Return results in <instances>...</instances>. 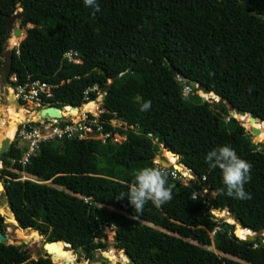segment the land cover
Here are the masks:
<instances>
[{"label": "trees", "instance_id": "16d2710c", "mask_svg": "<svg viewBox=\"0 0 264 264\" xmlns=\"http://www.w3.org/2000/svg\"><path fill=\"white\" fill-rule=\"evenodd\" d=\"M97 3L99 12L83 0H0V64L7 18L16 9H21L18 28L25 30L17 46L18 37L11 42L9 72L0 71L1 78L12 88L36 87L43 104L62 111L104 93L100 133L125 137L111 146L106 139L63 135L39 141L24 162L22 151L9 144L0 171L8 177L2 194L16 226L46 242H65L89 261L105 247L103 226H111L112 247L135 264H239L216 255L207 248L211 244L246 264H264L263 243L239 239L210 215L225 210L241 228L261 232L264 151L255 149L223 105L226 119L207 102L187 100L182 94L187 84L177 79L178 74L192 79L230 108L264 121V0ZM144 101H151L148 111H140ZM111 120L127 129L111 126ZM222 145L252 165L245 184L250 199L227 196L221 170L206 162V154ZM159 146L198 178L197 194L213 193L206 204L199 196L193 200L190 187L170 174L173 198L159 208L149 201L138 214L126 195L121 198L133 173L153 166ZM19 172L35 180H21ZM216 226L222 231L211 239ZM245 233L239 230V236ZM0 264L54 263L47 256L28 259L18 246L0 243Z\"/></svg>", "mask_w": 264, "mask_h": 264}, {"label": "rangeland", "instance_id": "374dc122", "mask_svg": "<svg viewBox=\"0 0 264 264\" xmlns=\"http://www.w3.org/2000/svg\"><path fill=\"white\" fill-rule=\"evenodd\" d=\"M17 10V9H16ZM18 28V18L14 19L11 28L8 31V37L10 36L11 39L14 41L15 37L13 35V29ZM20 29V36H18V41H20L24 35L25 30L24 28ZM8 39V38H7ZM6 39V46L3 47V50L1 51V58L3 59L4 56H6L10 50L11 47L17 46L8 45ZM65 56H68V53L64 54ZM9 80L13 81V77H10ZM43 87H39V90H41ZM12 89V86L10 83L5 82L1 76H0V146L3 139L10 140V144H14L16 148H19L22 151L20 161L22 162L25 160L28 154H31L35 152L36 145L31 148V145L29 142L31 139L40 136H49L48 139L53 138L51 135V132L55 130V128H63L67 127L69 128L72 133H80V135L83 138H92V139H100L104 141L105 139L109 142V144L112 146L114 143H120L124 140V136H121L117 133H111L107 136L100 133V127L98 122V115L99 112L102 110L99 108V105L101 103L100 101V95L101 93L98 91L97 97L93 101H88L86 103H83L82 105L76 107L77 110L71 109L70 111L65 108L63 110V114L61 118L56 119V121H52L49 119H41L39 121L35 119H32V116L37 115L38 111L46 106V104H43L42 101L37 97L36 95V87H15L14 89V95L15 98L19 104V106H15L13 103L9 102V96H10V90ZM200 91L193 92L191 90V87L183 86L182 88V94L185 96L187 100L190 101H200V102H207L209 104V107L212 111L217 112L219 115H222L225 117V113L222 110V106H224L226 113L228 116H235L238 118L235 114L231 113V108L226 105L223 101H221L218 97L212 94H205L203 93V96L199 94ZM23 109V111H20L19 109ZM89 110H93V114H90V118L87 117V113ZM15 112L18 113V115H15ZM226 119V117H225ZM238 120V119H237ZM241 122V121H240ZM13 124V125H12ZM111 126L121 128V129H127V125L119 120H111L110 121ZM243 125V123L241 122ZM247 125V126H246ZM244 127V130L246 133L250 134V140L251 143L254 145L255 149L257 150H263L264 151V137L261 140L256 139L257 136H253L250 133L249 125L246 124ZM254 127H258L260 130L264 128V125L260 122L258 125H252ZM131 128V127H129ZM50 133V134H49ZM262 137V136H260ZM47 140V139H45ZM165 156V157H164ZM168 161V163L163 164L159 160L164 159ZM176 162H171L168 158L167 153L165 150H162L161 146L158 148V152L154 156L152 160L153 166H158L163 169H165L171 176L172 179H174L176 182L183 186H188L192 190L191 197L193 196H199L206 204V198H210L213 196V193L210 191H203L201 193H196L195 185L199 183V180L197 177H191V173L188 170H185V168L179 164L177 161V157H175ZM3 164L0 160V170L3 168ZM8 170L10 169V165H6L5 167ZM185 173V174H184ZM18 178L23 179H30L35 180L33 176L27 175L25 173L19 172ZM5 178H8L6 175H4L0 171V186H2L3 181ZM0 215L3 218V235L6 237V243L13 244L15 246H18L20 250L25 251L28 255V259H36L38 257H45L47 254L45 253L42 245L45 242V238L43 236H39L37 232H28L29 230H22L23 232L29 233V236L31 239L28 238H22L18 236L17 229L15 221L12 218V215L8 209L6 200L4 195L2 194V190L0 189ZM211 219L213 222H216V224L221 220L224 222H230L227 220V218H231L230 215L225 210H211L210 211ZM231 220H233L231 218ZM103 236L101 237V241L104 242L105 247L103 250L97 251L94 253L92 262L94 264H131L128 259H123L121 257L122 253L121 250L114 249L112 247L113 243V229L111 226H103L102 228ZM221 232L222 229L218 226H216L210 233V238L213 239L215 232ZM37 235V238L32 239V235ZM243 237V235H241ZM17 238V239H16ZM10 239V241L8 240ZM264 241H262L260 238H257V241L255 242V246H258L259 244H262ZM264 244V243H263ZM56 248L58 249L57 252L52 256V258L56 259L57 261H62V263L67 264H88L90 261L86 260L83 257V254L79 250L69 249L68 251L61 252V244L56 243ZM208 249L212 250L216 255L220 257L229 258L232 260L237 261L239 264H246L245 262L236 259L235 257H232L227 254H223L218 251L213 250V245L207 247ZM69 256V260L66 259V255ZM123 256V255H122ZM62 257V258H61ZM124 257V256H123ZM61 258V259H60ZM65 258V259H64ZM64 261V262H63Z\"/></svg>", "mask_w": 264, "mask_h": 264}, {"label": "clouds", "instance_id": "9594fccd", "mask_svg": "<svg viewBox=\"0 0 264 264\" xmlns=\"http://www.w3.org/2000/svg\"><path fill=\"white\" fill-rule=\"evenodd\" d=\"M88 7L100 11L97 0H83ZM151 101H144L140 105V111H148ZM211 168L218 167L222 172L224 189L222 191L234 199H250V194L245 190V184L250 181L252 165L238 156L234 149L227 145H222L210 150L205 157ZM169 173L158 166H146L137 169L133 173V180L127 186L128 190L120 194L125 195L129 203L134 207L135 212L141 214L145 205L151 201L159 208L163 204L171 201L172 185L169 184ZM193 200L198 199L196 196Z\"/></svg>", "mask_w": 264, "mask_h": 264}, {"label": "water", "instance_id": "95a60500", "mask_svg": "<svg viewBox=\"0 0 264 264\" xmlns=\"http://www.w3.org/2000/svg\"><path fill=\"white\" fill-rule=\"evenodd\" d=\"M20 11L21 9H17L12 15H10L8 18H7V22H6V26H7V30L9 31L10 28H11V24L13 22L14 19H19L20 17ZM251 15H254V12L251 11L250 12ZM20 29L19 28H15L13 29V35L18 37L20 36ZM8 38V36H7ZM6 38V39H7ZM19 43V41H18ZM17 43V45H18ZM6 42L3 44V47L6 46ZM10 62H11V58L9 56H4V58L1 60V64H0V71L2 73L3 76H6L9 72V68H10ZM170 70L171 72L175 73L176 71L170 66ZM177 79L181 82H184L186 83L189 87H191V90L193 92H196V91H200L201 93H205V94H212L214 95L211 91H209L207 88H205L204 86H202L201 84L197 83L196 81L192 80V79H188L180 74L177 75ZM104 97V93H102L100 95V101H102ZM9 102L13 103L15 106H19L16 98H15V95H14V89L12 88L10 90V96H9ZM71 108H74V106H69ZM62 109L60 108H57V107H54V106H49V105H46L44 107H42L37 115H36V120L39 121L41 119H48V118H54V119H58V118H61L62 117ZM93 110H89L88 114H93ZM231 113L232 114H235V115H241V116H244V115H248V119H247V122L250 126V133L253 135V136H257L260 132V129L258 127H254L252 126V124L257 120L256 118L252 117L251 115H249L248 113L238 109V108H231ZM234 118H236L235 116H232ZM238 119L239 121L242 122V119L241 118H236ZM258 121V120H257ZM264 122V121H262ZM245 136L246 137H249L250 134L249 133H245ZM258 140H261V139H258ZM10 144V140L8 139H3L2 142H1V146H0V158L2 156V154H4L7 149H8V146ZM162 150H165L163 147H161ZM167 151V150H166ZM167 152H170V151H167ZM174 157H176L172 152H170ZM165 157V156H164ZM161 163L163 164H166L168 163V161L166 160V158L164 159H160L159 160ZM185 168V167H184ZM195 176V175H194ZM196 177V176H195ZM0 189L2 190V186H0ZM225 226L226 228L231 231L236 237H238L239 239H244V240H247V241H254L256 238H260L261 239V236L258 233H255L253 231H250L248 229H244L246 230L247 232L243 235V237H240L238 235H236L235 231H234V228L235 226H238L240 227V225L238 223H236L234 220H231L230 222H225ZM241 228V227H240ZM243 229V228H241ZM24 230H27V229H24ZM260 231L264 232V228H262ZM263 239V237H262ZM0 243L2 244H9V243H6V237L0 233ZM56 243H60L61 244V252H65V251H68L70 249L69 245L65 242H57V241H51V242H44L42 247L45 251V253L47 254V257H49V259L54 263L56 264L53 259H52V256L57 252V248H56ZM264 243V242H263ZM23 254H27L25 251H22ZM121 253L122 255H124V257L126 259H128L130 261L131 264H135L134 262H132L130 259H129V256L123 251L121 250ZM88 264H94V262L90 261Z\"/></svg>", "mask_w": 264, "mask_h": 264}, {"label": "bare ground", "instance_id": "6f19581e", "mask_svg": "<svg viewBox=\"0 0 264 264\" xmlns=\"http://www.w3.org/2000/svg\"><path fill=\"white\" fill-rule=\"evenodd\" d=\"M13 40L11 39V37L9 36L8 37V39H7V42H8V45L10 46V43L12 42ZM199 94L201 95V96H203V93H201V92H199ZM67 110H71V109H74V110H77V108H71V107H69V106H64ZM20 111H23V109H19ZM62 112V114H63V111H61ZM15 115H18V113L17 112H15ZM238 118H241L242 119V123H243V125L245 126L246 124H248V122H247V119H248V115H244V116H241V115H236ZM36 117L35 116H32V119H35ZM258 123H260L259 121H255L252 125H258ZM263 125H264V122H261ZM13 125V124H12ZM249 125V124H248ZM247 126V125H246ZM250 126L251 125H249V128H250ZM259 136L258 137H256V139H263V137H264V128H262L261 130H260V132H259V134H258ZM260 136H262V137H260ZM166 153H167V155H168V158H169V160L171 161V162H176V160H175V157L171 154V153H169V152H167V151H165ZM186 170V169H185ZM185 174V173H184ZM191 177H194V175H191ZM227 220L228 221H231V218H227ZM241 228L240 227H238V226H235V228H234V231H235V233H236V235H238L239 236V230H240ZM243 231H245V232H247L246 230H244V229H242ZM29 231H31V230H29ZM17 234H18V236H20V237H22V238H28V239H31L30 237H28L29 236V233H27V232H23L21 229H17ZM259 234L260 235H262L263 237H264V232H259ZM241 237V236H240ZM35 239V238H37V235H35V234H33L32 235V239ZM17 239V238H16ZM9 241H10V239H8ZM69 254L68 255H66L65 257H66V259L67 260H69L70 258H69ZM124 256V255H123ZM122 255H121V257L123 258V259H125V257H123ZM54 258H56V257H54ZM54 258H52L53 259V261L56 263V264H67V263H62V261H57L56 259H54ZM62 258V257H61ZM60 258V259H61ZM65 259V258H64ZM64 262V261H63Z\"/></svg>", "mask_w": 264, "mask_h": 264}, {"label": "built area", "instance_id": "2783aa9c", "mask_svg": "<svg viewBox=\"0 0 264 264\" xmlns=\"http://www.w3.org/2000/svg\"><path fill=\"white\" fill-rule=\"evenodd\" d=\"M68 57V56H67ZM69 58V57H68ZM14 80V78H13ZM20 87V86H18ZM49 120L52 119V121H56V119L54 118H48ZM50 134V133H49ZM51 135H53L52 137L53 138H60L62 137L63 135H65L66 137H70V138H77V139H83V137L80 135V133H72V131L67 128V127H63V128H55V130H53V132H51ZM105 136H107V134H105ZM50 137L49 136H40V137H37V139L33 138L31 139V141L29 142V144L31 145V148L33 146H37L38 142L39 141H44L45 139H48ZM29 155V154H28ZM27 155V156H28ZM27 160V157L25 158V160H23L22 162L26 161Z\"/></svg>", "mask_w": 264, "mask_h": 264}]
</instances>
